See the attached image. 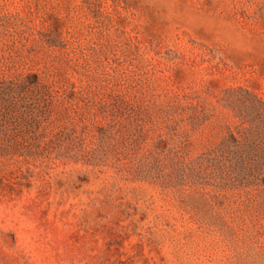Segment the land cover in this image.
Returning a JSON list of instances; mask_svg holds the SVG:
<instances>
[{
  "label": "rangeland",
  "instance_id": "rangeland-1",
  "mask_svg": "<svg viewBox=\"0 0 264 264\" xmlns=\"http://www.w3.org/2000/svg\"><path fill=\"white\" fill-rule=\"evenodd\" d=\"M249 146L264 0H0V264H264Z\"/></svg>",
  "mask_w": 264,
  "mask_h": 264
},
{
  "label": "trees",
  "instance_id": "trees-1",
  "mask_svg": "<svg viewBox=\"0 0 264 264\" xmlns=\"http://www.w3.org/2000/svg\"><path fill=\"white\" fill-rule=\"evenodd\" d=\"M232 135H233V137H235V133H232ZM238 148H237V151H238ZM241 151L243 152V154L246 153L247 155H250V157H253V158L261 156L264 154V148H261L259 146L244 147L241 149Z\"/></svg>",
  "mask_w": 264,
  "mask_h": 264
}]
</instances>
